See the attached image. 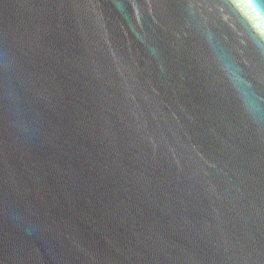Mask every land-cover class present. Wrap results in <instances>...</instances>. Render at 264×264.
I'll list each match as a JSON object with an SVG mask.
<instances>
[{
    "label": "water",
    "instance_id": "obj_1",
    "mask_svg": "<svg viewBox=\"0 0 264 264\" xmlns=\"http://www.w3.org/2000/svg\"><path fill=\"white\" fill-rule=\"evenodd\" d=\"M0 264H264V0H0Z\"/></svg>",
    "mask_w": 264,
    "mask_h": 264
}]
</instances>
